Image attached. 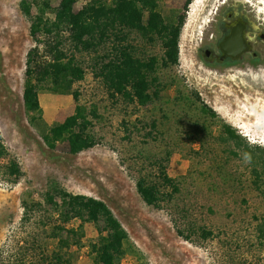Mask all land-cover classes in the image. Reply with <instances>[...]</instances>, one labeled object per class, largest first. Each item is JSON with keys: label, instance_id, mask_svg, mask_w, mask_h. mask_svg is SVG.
I'll use <instances>...</instances> for the list:
<instances>
[{"label": "rangeland", "instance_id": "obj_1", "mask_svg": "<svg viewBox=\"0 0 264 264\" xmlns=\"http://www.w3.org/2000/svg\"><path fill=\"white\" fill-rule=\"evenodd\" d=\"M75 1L77 9L94 2ZM180 1L163 0L149 18L165 21ZM205 1L189 5L179 64L158 70L168 94L150 108L110 106L90 68L93 57L77 55L87 67L86 80L79 85L82 103H98L102 119L95 127L99 144L71 156L50 150L30 124L24 83L27 53L35 44L19 0H0V131L24 173L15 184L0 170V264H40L43 253L56 249L58 241L49 229L57 213L42 200L52 181L70 193L107 203L137 251L129 264H264V194L253 185L241 152L217 141L229 125L250 145L264 146V82L255 75L225 81L202 75L190 39ZM51 4L58 6L60 0ZM137 43L145 57L163 56L160 45ZM66 49L73 50L69 42ZM40 103L43 122L51 126L74 100L41 94ZM205 107L216 115L204 112ZM157 162L181 182L176 200L160 208L154 191L145 201L137 190L142 170L159 174ZM80 226L73 220L66 228L77 231ZM203 227L213 237L201 238ZM81 228L83 238L66 250L68 258L72 264H95L92 245L103 236V222Z\"/></svg>", "mask_w": 264, "mask_h": 264}, {"label": "trees", "instance_id": "obj_2", "mask_svg": "<svg viewBox=\"0 0 264 264\" xmlns=\"http://www.w3.org/2000/svg\"><path fill=\"white\" fill-rule=\"evenodd\" d=\"M92 1L77 9L75 0H60L58 6H52L51 0H19V9L30 24L29 33L35 44L27 53L24 83L30 124L50 150L64 155L77 156L99 144L95 127L102 114L98 103H82L79 85L86 80L87 67L77 55L93 57L90 68L110 106L150 108L168 94L158 70L179 64L180 38L186 12L193 2L181 0L180 7L165 21L156 22L148 14L163 0ZM137 39L148 48L160 45L163 56L145 57ZM66 42L72 46L71 52L66 49ZM41 94L71 96L74 105L47 126L42 118ZM194 95L199 98L198 92ZM204 112H209L207 107ZM210 112L216 115L213 110ZM217 141L241 152L244 160L248 154L246 162L251 167L253 185L264 194V146L250 145L229 125H225ZM157 165V176L148 169L140 172L137 190L145 201L154 191L160 208L161 204L176 200L181 182L169 177L162 162ZM0 170L15 184L24 176L18 157L6 146L1 131ZM42 200L57 213L49 232L58 244L51 255L43 253L40 264H72L66 250L80 244L84 234L81 226L85 223L103 222V236L92 245L95 264H129L128 260L136 256L129 233L103 200L70 193L57 181L49 183ZM73 220L81 222L80 230H67L66 225ZM176 227L181 236L190 239L177 224ZM260 234H264L262 227ZM213 235L209 229H199L203 239Z\"/></svg>", "mask_w": 264, "mask_h": 264}, {"label": "flooded vegetation", "instance_id": "obj_3", "mask_svg": "<svg viewBox=\"0 0 264 264\" xmlns=\"http://www.w3.org/2000/svg\"><path fill=\"white\" fill-rule=\"evenodd\" d=\"M202 75L264 82V0H206L190 39Z\"/></svg>", "mask_w": 264, "mask_h": 264}, {"label": "clouds", "instance_id": "obj_4", "mask_svg": "<svg viewBox=\"0 0 264 264\" xmlns=\"http://www.w3.org/2000/svg\"><path fill=\"white\" fill-rule=\"evenodd\" d=\"M248 159H249L248 154H245V160H248Z\"/></svg>", "mask_w": 264, "mask_h": 264}, {"label": "built area", "instance_id": "obj_5", "mask_svg": "<svg viewBox=\"0 0 264 264\" xmlns=\"http://www.w3.org/2000/svg\"><path fill=\"white\" fill-rule=\"evenodd\" d=\"M181 46V45H180Z\"/></svg>", "mask_w": 264, "mask_h": 264}]
</instances>
